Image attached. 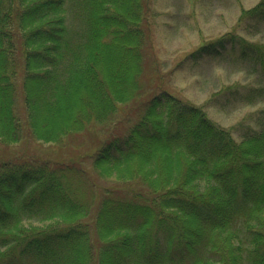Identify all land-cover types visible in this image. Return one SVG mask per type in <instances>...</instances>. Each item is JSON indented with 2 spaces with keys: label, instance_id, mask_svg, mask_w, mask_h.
I'll use <instances>...</instances> for the list:
<instances>
[{
  "label": "trees",
  "instance_id": "1",
  "mask_svg": "<svg viewBox=\"0 0 264 264\" xmlns=\"http://www.w3.org/2000/svg\"><path fill=\"white\" fill-rule=\"evenodd\" d=\"M149 13V0H0L1 142L61 144L135 105L80 159L0 161V264H264V124L238 141L160 89ZM250 22L264 1L237 27ZM222 53L264 67V47L230 32L187 59ZM242 87L230 94L252 103Z\"/></svg>",
  "mask_w": 264,
  "mask_h": 264
},
{
  "label": "rangeland",
  "instance_id": "2",
  "mask_svg": "<svg viewBox=\"0 0 264 264\" xmlns=\"http://www.w3.org/2000/svg\"><path fill=\"white\" fill-rule=\"evenodd\" d=\"M261 1L264 0H149L151 43L147 61L156 71L151 70L154 81L160 89L202 108L212 122L229 130L238 141L246 127L257 129L264 124V67L238 61L233 53L207 56L195 62L187 57L199 46L228 32L264 47V23L250 22L247 30L237 27L241 12ZM237 86L239 89L253 86L257 90L256 96L251 97L255 98L252 103H246L235 92L230 94ZM134 106L133 103L122 106L121 114L112 121L69 135L61 144L33 139L16 144L0 141V161L20 156L80 159L110 136L124 133L135 119ZM85 162L88 171L90 161ZM98 181L102 185L116 184L113 179Z\"/></svg>",
  "mask_w": 264,
  "mask_h": 264
}]
</instances>
